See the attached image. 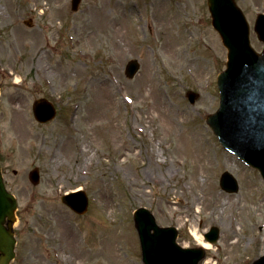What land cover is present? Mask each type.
<instances>
[{"label":"rangeland","instance_id":"1","mask_svg":"<svg viewBox=\"0 0 264 264\" xmlns=\"http://www.w3.org/2000/svg\"><path fill=\"white\" fill-rule=\"evenodd\" d=\"M235 1L260 51L253 25L264 0ZM130 60L141 66L131 80ZM225 62L205 0H81L76 12L71 0H0V166L18 202L19 263L143 264L138 208L175 228L185 248L201 247L194 227L203 238L218 228L199 264L264 256V183L205 123L219 105L216 77ZM188 91L199 95L194 105ZM40 98L57 109L47 124L32 114ZM60 142L72 151L58 150ZM152 150L157 166H144ZM34 168L38 185L28 180ZM224 172L236 193L221 190ZM77 189L88 198L83 215L60 201ZM73 231L80 242L68 236Z\"/></svg>","mask_w":264,"mask_h":264},{"label":"water","instance_id":"2","mask_svg":"<svg viewBox=\"0 0 264 264\" xmlns=\"http://www.w3.org/2000/svg\"><path fill=\"white\" fill-rule=\"evenodd\" d=\"M207 1L212 25L228 50V62L226 71L217 80L221 92L220 108L206 121L223 147L247 165L258 169L264 180V50L262 54H257L251 48L248 24L234 0ZM79 2L72 0L73 11ZM25 24L30 26L31 21ZM255 32L264 43L262 14L257 16ZM139 68L136 60L130 61L126 66V76L133 78ZM188 97L192 103L197 98L192 93ZM33 114L38 122L45 123L54 118L55 109L51 103L39 99L33 104ZM29 180L34 185L38 183L37 169L29 173ZM220 186L227 192L238 190L237 182L228 173L222 175ZM61 201L78 214L87 210V198L83 192L63 196ZM16 207L14 196L5 189L0 170V252L4 255L0 264H8L13 257L15 239L11 226L15 221ZM134 223L144 264H199L205 256L200 249H184L177 245L175 228L159 227L145 209L135 211ZM217 238L216 228L206 235L211 243ZM251 264H264V256Z\"/></svg>","mask_w":264,"mask_h":264},{"label":"bare ground","instance_id":"3","mask_svg":"<svg viewBox=\"0 0 264 264\" xmlns=\"http://www.w3.org/2000/svg\"><path fill=\"white\" fill-rule=\"evenodd\" d=\"M44 58V55H42L41 57H40V59H43ZM97 82H99V81H97ZM112 82H114L113 80H112ZM115 87H116V89L118 90V93L120 94V86H118V83H115ZM121 100L123 101V102H125V99L124 98H122L121 97ZM154 107L155 108H157V96H156V99L154 100ZM175 110V109H174ZM175 111H177V110H175ZM18 114V113H17ZM169 115V114H168ZM16 120H17V117H16ZM174 122H175V119H174ZM191 137H190V140H191V143H195V144H198L197 143V140H196V138H194V136H193V134L192 135H190ZM67 142V141H66ZM68 143V142H67ZM62 145V146H61ZM61 146V147H60ZM57 149L59 150V149H61V150H68L69 151V153L72 151V148L70 147V145H65L64 146V144L62 143V142H60V144H59V146H57ZM81 151L82 152H86V149L85 148H82L81 149ZM144 154H146V160L148 161L147 162V164H144V166H151V167H153V166H157V155L155 156L154 154H153V150L152 151H148V152H146V151H144ZM75 157V156H74ZM76 161H77V159H76ZM92 162V157H90V159H89V162H86V165L87 164H89V163H91ZM78 165H80V168H82L83 166H84V161H80V162H78ZM79 171H81V169H79ZM154 179V177H152L151 178V180H153ZM193 184H195L196 185V181H195V179H193ZM142 189V188H141ZM79 190V189H78ZM135 193V192H134ZM177 203H181L180 201H177ZM219 204L217 203V206H218ZM68 234V236L72 239V240H75L76 242L78 241V242H80V236H79V234L78 233H76L75 231H73L71 234H69V233H67ZM233 234V233H232ZM192 235L194 236V238H195V240L203 247V248H205V249H207V250H209V249H212V246L207 242V241H205V239L203 238V236L202 235H200L199 234V232H198V230H197V228L196 227H194V229H193V231H192ZM226 239H227V241H229L230 239H229V236H227L226 237ZM68 242H70V240H67ZM228 244V243H227ZM118 249H117V247L115 246V248L114 247H111V251H112V255H113V257H115V256H117L118 257V255L119 254H117L118 253V251H117ZM88 255L89 254H91V252H88L87 253Z\"/></svg>","mask_w":264,"mask_h":264},{"label":"flooded vegetation","instance_id":"4","mask_svg":"<svg viewBox=\"0 0 264 264\" xmlns=\"http://www.w3.org/2000/svg\"><path fill=\"white\" fill-rule=\"evenodd\" d=\"M18 256H15V259L10 263V264H18V260H17ZM0 259H1V254H0Z\"/></svg>","mask_w":264,"mask_h":264}]
</instances>
